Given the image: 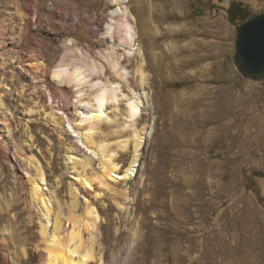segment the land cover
<instances>
[{
	"label": "rangeland",
	"instance_id": "374dc122",
	"mask_svg": "<svg viewBox=\"0 0 264 264\" xmlns=\"http://www.w3.org/2000/svg\"><path fill=\"white\" fill-rule=\"evenodd\" d=\"M232 1L240 2L253 17L264 14V0H131L129 7L138 19L136 47L144 53V73L149 79L148 98L135 120L129 119L126 102L117 107L110 100L102 120L95 122L89 117L97 108L96 93L89 86L82 91L75 86L64 90L51 74L44 79L53 92H63L74 113L83 116L78 123L87 137L91 135L89 140L101 146L98 152L103 159L109 153L111 162L118 165L115 179L106 180L99 157L85 168L98 184L87 187L91 197L97 195L95 209L100 213L106 264H111L113 254L122 260L133 243L134 264H264V176H259L264 175V74H247L239 66L243 23L230 22L227 10ZM26 2L37 6L36 22L27 18ZM114 8L110 0H0V33L9 40L26 24L30 36L22 48L30 50L36 40L45 41L43 61L53 70L58 62L53 49L62 47L63 41L71 40L94 56L109 47L100 37ZM74 12H81L86 22L71 27L69 16ZM46 24L51 25L50 33L42 28ZM98 25L101 30L96 36L93 31ZM138 60L124 62L131 76L128 83L119 82L128 96L139 92ZM4 70L0 60V83L8 87ZM21 111L16 115L21 119L13 121L11 153L18 151L22 162L31 157L34 166L41 167L45 200L72 230L65 218L75 206L73 181L80 184V180L70 169L74 159L67 157L68 142L52 125L43 121L32 125ZM9 113L12 117L14 112ZM74 135L90 155L91 150ZM141 136L144 143L136 151ZM13 154L7 157L0 149V199L7 203L20 199L21 211L33 218L35 227L33 238L21 247L20 260L14 263L12 256L9 260L11 264H43L40 213L37 209L32 216L27 209L35 177L24 176ZM136 156L138 162L129 172L132 177L125 179ZM78 194L75 211L83 216L90 198ZM116 203L129 210H121ZM4 226L11 228L2 224L0 232ZM83 239L88 242L87 232ZM189 246H193L190 251ZM80 257V252L74 255L75 260Z\"/></svg>",
	"mask_w": 264,
	"mask_h": 264
},
{
	"label": "bare ground",
	"instance_id": "6f19581e",
	"mask_svg": "<svg viewBox=\"0 0 264 264\" xmlns=\"http://www.w3.org/2000/svg\"><path fill=\"white\" fill-rule=\"evenodd\" d=\"M110 1L115 8L111 10L110 22L106 24L104 27L105 33L100 37L108 41L109 47L96 51V56H94L85 48H78L71 40L63 41L62 47L53 49V57L56 60L58 59L53 70H49L47 64L43 61L42 49L46 45L45 41L36 40L30 50L22 48L23 41L30 36L26 24L23 29L21 28L22 31L19 35L17 34L18 36L14 33L13 38H9V40L6 39V35L3 36L0 33V60L3 61L4 71L7 70L8 77L5 78V81L9 82L8 85H10L4 87L0 83V149L7 157L13 154V152L11 153L10 138L12 133L15 134L13 121L21 119L16 115L20 114L21 109H23L24 113L29 116L32 125L36 121H43L47 125H52L66 139L68 142L67 157L74 159L70 164V169L73 171L75 178L80 180V184L73 181L71 188L72 205L75 206L71 207L70 216L67 219L65 218L73 225L72 230H70L66 227L64 218L58 213L59 210L52 211L45 200L42 184L40 183L45 181L44 171L42 172L41 167L34 166L31 157L25 158V162H22L23 156L18 151L13 154L16 167L23 172L24 176L27 178L35 177L34 185L30 189L32 201L27 204V209H29L32 216L37 209L40 213L41 238L44 247L43 264H106L102 253L101 218L100 213L95 209L97 195L91 197V192L87 187L89 185L93 186L95 180L93 176L88 175L85 168L92 163V159L99 157L102 164L103 179L106 180L107 178L115 179L114 174L117 173L118 165H115L114 161L111 162L113 159L111 156L109 157V153H104L103 159V155L98 152L101 146L99 147L91 139L89 140L91 135L87 137V134L82 131V124L78 123L82 115L77 114V112L74 113L69 103L70 100L65 97L63 92L57 89L53 92L45 84L44 79L51 74L54 82L64 90L75 86L79 91V89L89 86L90 90L96 93L97 108L91 110V117H89L95 122L99 123L102 120L104 107L110 100L117 107L126 102L129 119L135 120L139 117L141 114L140 105L141 103L144 104V100L148 98L146 88L149 85V79L144 73L146 65L144 53L139 47H136V41L139 37L136 29L138 19L129 7L131 0ZM25 5L27 18L32 17L36 22L38 18L37 6L35 4L30 5L27 2ZM50 15L55 17L53 12H50ZM69 20L72 22L71 27L86 22L81 12L71 13ZM42 28L49 33L52 30L50 24H46ZM100 30L101 25L94 27L93 34L99 36ZM120 51H124L125 54H120ZM135 57L139 58V78L136 81L139 92L132 91L131 96H128L123 93L120 82H129L128 79L131 75L124 66V62ZM109 72L110 76H108ZM102 78L106 79L107 82H103ZM18 80H22L24 84H20ZM80 96H82V92H80ZM137 98H140L141 101L139 102ZM74 105L76 107L78 104ZM80 107L78 106L77 109H80ZM10 110L14 112L12 117L9 113ZM67 126L71 127L72 132L68 130ZM74 134L78 135L89 151L91 150L90 155H87V152L79 146ZM146 134L147 132L145 138H147ZM84 137L87 141H84ZM145 138L141 136L136 140V151L141 149ZM82 155L83 157L80 158ZM137 162L136 156L124 175L125 179L132 177L129 172L133 173ZM78 191L80 195L90 198L89 202L85 203L87 207L84 208L83 216L78 215L75 211L79 198ZM121 195L124 196L123 193ZM194 196L191 195L193 198ZM5 200L0 199V225L9 224L11 228L9 230L4 226L2 232H0V264H11L9 256H12L14 263L23 256L21 247L33 238L31 232L35 227V223L33 218L25 217V211H21L20 199H13L10 203L5 202ZM49 200L51 202V199ZM126 200H128V197ZM117 206L121 207V210H129L128 207L120 204H117ZM15 211L16 215L11 216L10 213ZM51 217H54V228L52 230L49 229ZM194 231L195 229H191V232ZM84 232L89 234L88 242L83 239ZM191 238L196 237L192 235ZM134 245L133 243L125 249L126 256L122 260L118 258L117 254H113L111 264H134L136 259ZM192 248L193 246H189V251ZM77 252L81 253V257L75 260L74 255Z\"/></svg>",
	"mask_w": 264,
	"mask_h": 264
},
{
	"label": "water",
	"instance_id": "95a60500",
	"mask_svg": "<svg viewBox=\"0 0 264 264\" xmlns=\"http://www.w3.org/2000/svg\"><path fill=\"white\" fill-rule=\"evenodd\" d=\"M238 63L247 74H264V14L239 28Z\"/></svg>",
	"mask_w": 264,
	"mask_h": 264
},
{
	"label": "trees",
	"instance_id": "16d2710c",
	"mask_svg": "<svg viewBox=\"0 0 264 264\" xmlns=\"http://www.w3.org/2000/svg\"><path fill=\"white\" fill-rule=\"evenodd\" d=\"M228 18L232 24H237L238 22H246L249 21L253 16L249 14L246 7H244L240 2L232 1L228 10ZM177 87H181L180 84L176 85ZM259 176H264L263 174H259Z\"/></svg>",
	"mask_w": 264,
	"mask_h": 264
}]
</instances>
